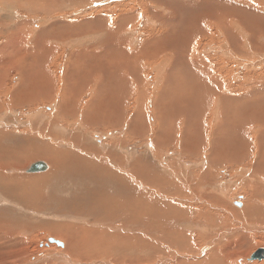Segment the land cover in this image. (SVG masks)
I'll return each mask as SVG.
<instances>
[{
  "label": "rangeland",
  "instance_id": "1",
  "mask_svg": "<svg viewBox=\"0 0 264 264\" xmlns=\"http://www.w3.org/2000/svg\"><path fill=\"white\" fill-rule=\"evenodd\" d=\"M58 1L60 5H62L64 1L65 3H69L68 7L64 9V12L63 10L61 11L55 10L53 7L50 8V4L48 2L42 3L40 0H12V2L11 0L8 1L0 0L1 3L0 5V76H3V81L0 80V82H2L0 84L4 86L3 88L0 89V97H2V99H4L6 102L11 101L12 103H10V105H13V107H15L16 106L15 104L17 103H15L14 98L11 97L12 93L8 94L7 92H10L11 88H12L11 91H13L18 87V82L20 80L19 79L20 73L22 74V78H23L22 81L24 80V72L18 67H30L31 69L30 74H28V70L25 68V73L27 74L26 80L27 79L29 80L30 77L34 81L36 80V82L39 83L41 82L42 69H39L37 67L40 66L48 67L52 72H56V73L60 72V76H63L62 78L68 77V72L72 67H82V66L91 67V63L88 62H85L87 66H84L83 63H80V65L75 66V64L73 63L74 57L78 58L77 55L75 56L76 54L75 50L66 47L62 51L61 48L63 46V43H59V41L55 38L54 31H52L51 36L49 35L46 36L47 32L51 31V28L49 29V26H51V24H53L56 20L58 21L57 23L66 20L62 18V16H65L66 13L68 14L77 10L80 11L82 9V8L80 9L81 7L80 5L82 4L84 5L85 3H87L88 6H83V5L82 6L84 8L89 7V10L83 13L86 16L88 14L91 16H102L104 14L106 15L107 13L108 14L111 13L112 10L115 13H118V11L121 9L123 12H126V14L128 13L132 16V23L130 29L135 30L134 33L136 34L135 35L134 33L129 34L132 36L133 39H131V42L129 43L130 45L128 43L126 45H123L122 46L123 50H121L119 48V45L121 43L120 40L124 41L125 39L124 36L123 37L121 36V32H124L125 29L114 31L111 27H109L110 26L109 23L108 26L105 25L106 24L105 21L108 20L107 18L95 22L94 25L95 28L91 30V34L95 36L96 45L100 46L101 50L100 51L97 50V52L90 51L89 54L92 53L94 55L96 54L98 56L101 55L102 57H104L108 54V52H110L111 55L114 53L113 57L114 58L116 57L117 64H121L122 62L123 63L118 67L102 66V67L91 68L93 71H95L96 76H94L93 79L90 81H85L88 83V88L84 85L85 88L82 89L80 93H82L85 96L86 92L90 91L89 96L90 94H92V92H95L94 94L96 95L98 94V95L95 97L88 96V98H85L86 100L84 99V96H80V98L78 97V100H80L82 103L84 114H79V112H77L78 110V108H76L77 101L75 100L73 102L74 95L71 98L68 97L69 105L71 106L69 110L70 112H68L69 115L63 112V109L60 106L61 103H59L61 101L60 100L61 96L60 97L57 96V98H59L58 101H56L57 98L55 100L53 97L52 98L50 97L49 99H46L48 100V102L45 103L48 104L45 105L44 103H41L40 100H37L35 102V105L39 103L40 105H43L40 107L38 106L39 107L38 110L40 109L41 112H42L41 109L44 108L43 114L47 115L52 112L53 114L51 115V119L41 113L40 115H37L34 118L37 109L35 112L32 110V112L34 113H30L28 119L29 122L33 123V128L31 129L29 128V126L32 125L22 123L17 127H15L16 125H12L11 127L16 128V129L15 128L11 129L13 132L7 131L9 130V127L2 126L5 123V121L0 120V124H1L0 134L2 135V137L4 136L3 138L0 139V164L3 165L4 167L12 166L13 159L15 158V156L17 159L24 161L25 158L28 156V154L33 151L31 148H33L34 146L36 147V145L39 146V149H41V147L46 145H52V144L58 145L62 147V149H64V150L61 149L60 151H66L65 149L70 150L72 152L74 151V154H76L79 157L77 158V156L70 153V156H67L65 157V159H63V161L66 162L67 167L66 164H64L63 177L60 180H54L46 184L37 185L38 192L37 191L34 192L35 194L34 196H36L35 198L37 199V202L35 203V205H32V207L29 204L30 206L25 208L23 206V202H20L19 201L20 199L17 197L14 198L15 200L9 201L8 198H6L7 200L3 201L2 196L5 195H3L0 192V198H2L0 199V203L2 202L0 204V221L2 222L1 226L5 224H7L6 227H8L9 225L13 226L12 229H9L8 233L6 234V237L8 239L11 237L12 239L13 237L20 236V238L22 237V239L27 241L26 242L27 245L23 244L22 247L21 245H18L16 243L11 244L12 247L9 249L0 247V253H4V252L7 253V251H12V252L14 251L13 253H18L21 252L20 250L31 251V252L29 251V255L27 256L20 258L12 257L9 258V260L7 259L6 261H1V262H4L5 264L7 263L26 264L25 261L27 262V264H32V263L33 264H44V263L68 264L67 261L63 262L64 259L62 257L65 255V252L61 248V246L59 247L58 245H55V243L51 244L49 242L50 239H56V237L59 236L58 233L47 230V227L45 225L48 224L53 225L52 227H56V226L67 227L68 225L69 229L83 227L86 230L95 229L96 232L104 231V233L107 232L106 234L107 236L111 237L112 240H110V242L115 241V238L117 236H119L121 239H125L126 236L130 235L134 237L133 239L134 241L138 240L137 237L139 238V240L142 239V242L144 244L143 246L138 245L136 243L131 244L130 241H128L126 243H130V244L125 243L121 245V248L126 250V252L123 250L119 254H116L114 253L116 251L113 252L112 250H110L108 251L110 257H108L107 254L104 255L93 254V255H88L89 257H87L86 255H83L86 253H83L84 251H82V253H80L81 254L80 258H75V260L82 258H86V259L91 258L92 264L102 260V258L106 260L109 259L108 261L112 264H153L154 260H155L154 263H156L163 259L166 262L163 261L162 264H175V263L177 264L179 262L184 261L185 259H186L185 261H187L188 263L193 262L198 264L200 262L199 260H203L207 258L209 255H214V254L217 255L218 257L220 256L219 258L224 259L225 262H228V260L236 261L239 258L241 259V257L245 258L248 256L250 258L251 256L250 254L255 252V250L257 251L258 248L264 247V230H263L264 229L263 227L264 226V214H263L264 192L262 193L259 192L256 195L257 198H259V195L261 194L260 198L258 200L257 199L255 200V203H258L257 206L259 208L258 213H255L254 211L253 213L255 214H253L252 216L251 213L250 216L252 217L250 218L245 213L239 212L241 209L244 208L246 203H248L249 201H251V203L254 202L253 197L255 196H251L256 193L253 192L254 186L262 187L263 185L261 182L262 177L254 173V170L256 171L260 164L257 163L252 168H249V163H248L249 161L247 160L248 161L247 162L245 160L246 158L241 157V155L238 154L237 158L234 157L236 159L231 158L234 159L232 163L228 161L229 163H226V165L222 164L223 166L217 167L216 165H220L217 163V156L219 155L218 152L220 151L218 147H220V145L215 140L214 142L209 143V145L212 144V146L211 145L206 146L208 142L211 141V138L207 140V138H202L201 134L200 137L196 140L197 142L196 145L200 147V148L198 147V150L196 152L198 156L188 155L186 153L188 149L186 150V146H185L187 143L186 137L187 136L191 137L190 134H192L193 139L194 137L197 138V131L196 129H194L196 127V124L192 122L191 128L189 129L186 120L188 118V110H190L191 108L193 111L195 110V105L197 103L196 101H198V98L197 99L195 98L194 93L193 94L186 93L187 95L186 97H188V99L186 100L187 103L186 102H184L185 104L179 103L180 90L182 89V87H179V85L181 82L177 84L176 79L171 76L179 68V67H172L173 64L179 61L178 59L180 57L182 58V55L183 57H185V59L179 61L178 64L179 65L186 64V67H180V70L183 69L185 70L187 74V78L190 76V78L187 79L188 84H193L194 81L200 82L201 80L200 77L201 75H199L198 67L190 66V63L188 64L186 63V59H190L191 55L193 62L191 63V65L192 64L196 65L202 62L200 63V66L203 67H205L203 62H208L209 64H213L214 67L215 66L218 67V65H216L215 63L217 62V59L218 60L220 59L221 60L220 64L223 63L224 64L223 66L226 68L225 76L229 75V77L227 78L228 80H226L225 78V81H226V85L230 88V92L224 93L228 96L227 98V96H224L221 89H218L214 86L211 94L209 90V86H207L205 83L206 81H201L202 83L201 82L199 83L200 87H202L205 90H208L209 96L211 97L210 100L212 102V107L210 108V110H203L206 118L212 116L216 112L215 109L222 110L223 105L221 104H224L225 106L223 110L227 111L228 103L224 102L226 101L225 100L226 98L229 99V101H231L233 99L237 100L240 97L242 98V102L240 104L245 105V107L242 110L243 113H241L242 116L244 117L246 116L244 122L247 123L246 121L250 120L249 123L250 125L247 126L248 128L247 136H249L247 138H250L252 135L250 139L253 140V138H255L253 137L254 136L253 134L256 133H260V137L264 138V124H263L264 121L261 122L260 120H257V118L259 117L260 119H263L262 116L264 114L262 113H264V109H263L264 102L262 104L263 112L256 105L258 99L260 100L264 99V92H263L264 82H262V80L257 81L256 79L250 78L253 75L254 76L258 75L260 78L264 80V6L262 7L254 6L251 3V0H239L243 3L247 1V4L249 2L250 5H252L251 7L249 4L248 5L245 4L246 2L244 3L245 7H248L245 8L244 11L245 13L247 9L248 12L245 13L246 15L248 16L255 15L261 19L263 23V25H260L262 27V29H260L262 32L261 35V33L259 34L257 32L258 29L257 27L255 29H252V27L249 28V24H245L244 27L238 21H237L238 23L232 21L230 23V25H232V27L230 26L231 28L229 27V25L228 27H226L228 23L225 20H223L228 16V15L225 16L226 12H224L225 13L224 14L222 13V11H220L221 15L220 14L218 15L219 18H223L222 20H219L218 18L216 19L214 16L209 17L206 15H203L202 18H198L199 13L200 14L206 13L207 11L206 8L211 7V9H213L215 7L214 5H211L209 3L199 2L200 0L199 1L198 0H107V1L106 0H96V1L75 0V2L72 3L71 1H66V0H58ZM98 1L99 2L103 1L102 5L94 6L95 3L96 4L99 3ZM224 1L228 2V0H224ZM262 1L264 3V0ZM90 2H91L90 4L91 6H89ZM220 2L221 3L218 4L222 6L227 5L225 2L222 1ZM229 2L230 3L232 2L237 5L236 0L235 1L229 0ZM190 3H192L193 5H191ZM75 6L78 8H76ZM98 7L100 8L98 9ZM249 8L250 10H252L251 12ZM51 9H53L52 11H54L53 12L54 16L51 14L52 12ZM105 9L106 11H104ZM92 10L94 11L92 12ZM96 10L97 11L101 10V11L97 13ZM79 11L76 14H73L74 15L73 17L79 15L81 16L82 14H79ZM62 12L65 15L60 14ZM94 12L97 14H94ZM237 13H239V15L236 14L234 15V17L240 20V17L244 15H242L240 12ZM230 15H232V13H230ZM123 16L124 15H121L120 17ZM80 18L84 20L83 16H81ZM103 20L104 23L103 25L100 26L101 21L103 22ZM147 20L148 21L151 20V23H149ZM206 20H208V22H205ZM51 21L54 22L50 23ZM223 25L226 26L223 27ZM157 29L160 31H157ZM45 30H47V32H44ZM195 30H199V32L196 33L197 31L194 32ZM251 31L259 34V36L253 35ZM152 32L156 33L154 34L156 38L153 36H147L150 33L152 34ZM228 33L229 35L224 36V34H228ZM65 38L66 37H64V39ZM74 39L77 40V38ZM117 39H119L118 44L116 42ZM37 41L42 43V46L44 47L43 49H38V48L36 49ZM59 44L61 45L60 47ZM48 45L54 47L56 51L55 52L56 57L59 59V61L62 59V62L57 61L58 64L55 63V65H52L55 57L53 56V51L48 49L47 47ZM115 46H117L116 47L117 49L115 48ZM83 48L84 47L76 48V51L80 53L82 52ZM37 50L39 52H41L42 50L39 56L43 64H41L40 62V66H38L36 64V61L34 60L36 57ZM230 50L232 52H230ZM16 52H18L20 55L17 56ZM229 53H231L232 55H230ZM229 56L232 57L230 58ZM22 57H23V61L22 63H19ZM79 58L82 57L79 56ZM125 58H126V62H125ZM212 58L215 60H213ZM168 59L170 61L167 62L166 67H162ZM223 60H225L226 62ZM69 63H70V67H67ZM107 63H111V62H107ZM15 67H17L18 69H16ZM238 67L240 68L238 69ZM236 69L238 70L236 71ZM106 70L108 71V74L104 72ZM115 72H117V74H120L122 77H124L125 78L124 81H119L117 78L115 83L110 82L111 84L108 86V88L105 89L104 83L102 82H104L105 77L106 80H108V78L112 79L113 73ZM99 74L101 75L100 76L101 78L98 77ZM244 76L249 77L247 78L248 81L244 79ZM45 77L46 80H48V77L47 76ZM220 80H221V85L222 84L225 85L222 79ZM207 84L210 85L211 82L207 81ZM218 85L220 86V84ZM50 86L51 85L47 86V90L50 88ZM66 86L67 84L63 86V88H66ZM74 87H75L74 85H69L68 89L66 88L65 90H67V93H70L69 89L70 88L72 89ZM212 87L213 85L211 86V89ZM7 88H10V90ZM63 88L61 86L60 88H58V90H63ZM258 88H262L263 89L262 92L257 91ZM26 89L29 95H31L34 92L31 91L29 88ZM35 90L38 91L40 89H35ZM2 93L4 94L6 93V94L3 95ZM109 93H111L110 96L111 99L113 100L112 104L114 105L113 106L114 109H112V106H110V103L107 100L109 98L107 97V94ZM25 95L26 97L29 96L28 94ZM212 98L214 99L212 100ZM2 99L0 98V104H3L4 102ZM51 99H54L55 101L53 104L50 101ZM203 99L205 98L200 99L199 104L202 101H206ZM50 105L52 108L50 107ZM1 106H3V108ZM4 106H6L5 103L4 105H0L1 108L0 119H2V117L4 116V112L5 113L10 112L8 110L4 111L5 110ZM20 107L21 110L19 108L18 109L21 113L23 112L24 109L28 111L31 110L30 107H29L30 109L21 105ZM118 107L119 110L123 109V116L120 115V122L117 124L116 122H114L116 119L113 118L114 120L113 119H111L112 121L109 120L107 114L116 110ZM254 108L256 109L258 108L259 110H256L255 113ZM176 109H178L179 112H176ZM182 109H184V111H181ZM88 111L89 112L91 111V113L98 111L96 115L98 117H103V118H96L97 119L96 120L94 117H92V121L83 122L85 116L87 117ZM206 111L208 113H206ZM223 112L220 113L218 111V114L220 116L215 114L216 121H214V123L218 127L220 123L222 125V122H224V114L222 115ZM8 113L6 116H9ZM113 113L114 112H112V116L114 117ZM116 113H120V111H117ZM30 115L33 116L31 117V119L33 120L30 119ZM254 115L256 116L254 117L255 119L253 118ZM16 116L26 119L28 115L26 114L20 115L19 113L18 115L17 114L10 115V117L18 118ZM42 119L44 120V122L41 121ZM220 120L222 122H220ZM168 121L170 122L168 123ZM91 122L94 123L97 122V123L94 124ZM241 123L242 122L240 118H237L235 121L236 124L235 128L238 130L234 131L236 133V136L238 134L237 137H239L240 135L239 133H242ZM24 125L25 127L23 129ZM18 127L21 128L22 132ZM176 127L178 130L176 129ZM5 128L6 130L4 131ZM141 129H142V133L144 131L143 134L139 132ZM167 129H169L168 130L169 132L167 131L168 133L166 132ZM61 130L67 131L66 132L67 134L65 133V137L67 139L70 138L71 143L75 144L74 146L72 145L74 148H71V144H68L65 138H61V139L58 138L61 136L62 133ZM135 130L138 131L136 132ZM154 131L155 133L153 135ZM177 132L179 133V136ZM169 133H171V135ZM155 134L159 136L156 137ZM230 134L233 135V132ZM153 136L155 138H153ZM242 137L245 138L243 133H242ZM258 137L256 138L258 139V141H260L261 138ZM63 139L64 141H62ZM251 140L249 141L250 145L253 144V141ZM29 142L30 144L32 142L34 144L30 145ZM262 143H264V140L260 141V147H261L260 150L264 152V147H263L264 144L262 145ZM155 144L157 145L155 146ZM80 149H84L87 151L84 150L81 151ZM1 152L3 154H1ZM97 152H102V155H100L99 157L96 156L98 154ZM81 153L82 155H80ZM83 154H85L84 157ZM86 156L87 159H85ZM206 156L207 158H205ZM72 157L74 158L73 160L71 159ZM110 158L112 160H110ZM126 158L128 161L126 160ZM240 159L243 160V163L241 164L236 163L237 160ZM33 160H35V162ZM38 160L39 161H37L36 157H34L30 161H27L24 164V166L20 167L17 170H14L12 168L7 169L9 176L10 174L11 175L14 174L15 175L14 178L15 177L25 178L26 176H29L30 174L27 173L26 170L30 168L32 164L36 163V161L46 162L40 159ZM89 162L91 165L85 166V164ZM140 162H142V164H149V168H144L142 171V174L145 177L144 181H146V183L142 181L143 182L142 186L138 182L139 179L134 178L131 175L132 169H135V171L139 170V168L133 166L137 165V163L140 165ZM213 163L215 165H212ZM104 166H107V168H104ZM101 167L103 168V170L101 169ZM114 171H116V173ZM117 172H119L120 174L119 173L117 174ZM121 176L122 178L125 179L124 183L119 181L121 179ZM8 180L10 179H7L6 176L5 178L3 176V178L0 179V190L1 189L4 190L9 195H11L10 193L12 192L20 193L22 190H24L19 187L12 188V185L10 183H5V181ZM27 181L28 180L25 179V183L22 180H19L18 182L21 185L23 184L28 185ZM131 181H134V183ZM127 187L129 189H127ZM150 187L152 188L155 187L154 191H151ZM166 189H169V191H171V194L169 193L168 195L164 194L163 190ZM193 190L194 192H192ZM95 195L97 197H95ZM105 195L114 198L116 200V203L117 202L122 203V201L129 203L128 200L130 201L136 200L137 204L135 205L134 209L137 210V212L139 211V214L135 217L136 214L135 210L131 209L130 211V209H125V211L122 212L123 214L118 212L117 214L116 210H114V211H110L112 213V215H110L106 206L103 205L104 202L102 201L101 198L102 196ZM83 196L85 197L87 196L88 198L90 197L88 202L90 205L87 206V208L86 207L83 208V210L85 211L84 214L86 215L84 214H81L82 216L73 215L72 209H74L75 206L80 207V205L77 204V200L81 202L83 200ZM8 197H12V196H8ZM143 198L146 199L144 200ZM96 200L99 201L96 202ZM5 203L7 205H5ZM17 203L18 205H15ZM97 203L99 204L97 205ZM127 203H125L124 205L126 206ZM148 203H152L153 205L150 206L148 205ZM139 205H141L140 207H143L144 210L138 207ZM118 206L123 207L122 204ZM194 207L198 208V211L196 212L201 213V218H199L200 214H198L199 216L197 215L196 219H194L195 214L193 215L189 214L187 211L183 209V208L194 209ZM102 208L104 209L105 212L103 211ZM110 208L113 209V207ZM93 212L98 214L95 215L93 214ZM142 215H145L144 217L147 220L142 219ZM90 216L91 217L93 216L92 219ZM117 218L118 220L115 221ZM132 218L133 220H131ZM151 221H154L153 223L155 226L153 227L149 226V223ZM59 222L62 223L60 224ZM81 224L84 226H81ZM175 229L176 231H179L178 233L181 234L186 233L189 235L194 234L197 236L195 240L192 239V241H189L190 244H193V246L191 245L188 246L187 250L189 252L186 251V247H185V252L181 248H178V245L174 244L173 240L170 239L171 238L170 233H173L171 231H174ZM132 231H134V233ZM167 231L170 232L168 233ZM246 238L248 241H250V244L249 242H247L249 245H247V243L245 242ZM31 239H37V242L32 243L30 242ZM259 239L260 241H258ZM61 240H64V238L60 239L59 241ZM195 242H197L198 244L196 245ZM244 242L246 244H244ZM228 243L230 244L228 245ZM129 247L131 249H129ZM128 249L130 250V252ZM211 249L213 250V252L211 251ZM215 250L216 252H214ZM111 251L113 252V255ZM226 251L228 254H226ZM126 254H128V256H126ZM232 255L234 256V260H232L233 258ZM139 256L142 257L143 260H134L135 262L132 261V258ZM92 257H96V258H92ZM227 257H229L230 259H228ZM13 258L15 259V261ZM159 258H163V259L158 260ZM81 261H85V260L83 259ZM75 262L77 264L86 263V262L82 263L79 261L78 262L75 261Z\"/></svg>",
  "mask_w": 264,
  "mask_h": 264
},
{
  "label": "bare ground",
  "instance_id": "2",
  "mask_svg": "<svg viewBox=\"0 0 264 264\" xmlns=\"http://www.w3.org/2000/svg\"><path fill=\"white\" fill-rule=\"evenodd\" d=\"M8 1V0H7ZM42 3H44V2H48L49 4H50V8L51 7H53L55 10H63V12H64V9L66 8V7H68V5H69V3H65V1L63 2V4L62 5H60L59 4V1L58 0H40ZM66 1H71V3L72 2H75V0H66ZM87 1V0H86ZM85 1V2H86ZM89 1V0H88ZM96 1V0H95ZM107 1V0H106ZM199 1V0H198ZM220 1H222V2H225L227 5L226 6H222V5H220V4H218V3H221ZM231 1V0H230ZM233 1H235V0H233ZM237 1V5L236 4H234V3H230L229 2V0H228V2L227 1H224V0H200L199 2H204V3H209V4H211V5H214L215 7L213 8V9H211V7L210 8H206L207 9V11H206V13L204 14V13H202V14H198V18H202V16L203 15H206V16H209V17H215L216 19L218 18L219 20H222L223 18H219V14H220V11H222V13H224V12H226V14H225V16L226 15H228L226 18H224L223 20H225L227 23H225V24H227V26L226 25H223V27H228V25H229V27L231 26L232 27V25H230V23L232 22V21H235V22H239V23H241V25L242 26H244L245 27V24H249V28H251L252 27V29H255L256 27L258 28L257 29V32L260 34L261 33V35H262V32H261V30L260 29H262V27L260 26V25H263V23H262V21H261V19L260 18H258L257 16H248V15H246L245 13H247L248 11H247V9H246V12L244 13V11H245V8H248V7H245V4H247V1H245L244 3L243 2H241V1H239V0H236ZM11 2H12V0H11ZM10 2V3H11ZM85 2H83V3H85ZM99 2V1H98ZM103 2V1H102ZM102 2H99L98 4H94V6L95 5H102ZM137 3V2H136ZM251 3L254 5V6H259V7H262V6H264V3H263V1L262 0H251ZM82 4V3H81ZM91 4V2L89 3V6H91L90 5ZM191 5H193L192 3H190ZM196 4V3H195ZM248 4L250 5V3L248 2ZM247 4V5H248ZM0 5H1V3H0ZM83 5V4H82ZM82 5H80L81 7H80V11L79 10H77V11H74V12H71V13H66V15L65 14H63V12L62 13H60V14H63V15H65V16H62V18H64V19H66L65 21H61V22H59V23H57L58 21L56 20L55 22L54 21H51L50 23H53V24H51V26H49V29L51 28V31L50 32H47V30H45L44 32H47V34L46 33H44V34H46V36H51V33H52V31H54V35H55V38L59 41V43H63V46H62V48H61V50L63 51V49H65L66 47H69V48H71V49H74L75 50V53L77 54L78 53V51H76V48H80V47H84L83 48V50H84V53H86L85 51L87 50V51H94V52H97V50L98 51H100L101 50V47L100 46H98V45H96V39H95V36L93 35V34H91V30H93L94 28H95V22H98V20H101V19H105V18H107L108 20L107 21H105L106 22V24L105 25H107L108 26V23H109V27H111L114 31H119L120 29H125V31L124 32H121V36L123 37H125V39H124V41L123 40H120L121 41V43H120V45H119V48L121 49V50H123V48H122V46L123 45H126L127 43L129 44L130 42H131V39H133L132 38V36L131 35H129V34H131V33H134L135 32V30H132V29H130V27H131V23H132V16L130 15V14H126V12H123L121 9V11L119 10L118 11V13H115L112 9V12L111 13H107L106 15L104 14V15H102V16H91V15H84L83 13L84 12H86L87 10H89V7H83V6H88V4L87 3H85L83 6ZM176 5V4H175ZM196 6V5H195ZM251 7H252V5H250ZM76 7V6H75ZM78 7H79V5H78ZM78 7H76V8H78ZM136 7V6H135ZM209 7V6H208ZM91 8V7H90ZM95 8V7H94ZM93 8V9H94ZM100 7H98V9H99ZM101 9H102V7H101ZM263 9V8H262ZM43 10H44V7H43ZM53 9H51V11H52ZM109 10V9H108ZM135 10V9H134ZM249 10H250V8H249ZM59 11V12H60ZM66 11V10H65ZM79 11V14H82L81 16H83V18H84V20L83 19H81L80 17V15L79 16H76V17H73L74 15L73 14H76L77 12ZM94 10H92V12H93ZM97 11V10H96ZM95 11V12H96ZM99 11H101V10H99ZM99 11H97V13L99 12ZM103 11V10H102ZM104 11H106V9L104 10ZM252 10H250V12H251ZM255 11H256V9H255ZM54 11H52L51 12V14L54 16V13H53ZM56 12V11H55ZM94 12V14H97V13H95ZM209 14H208V13ZM237 12H240L242 15H244V16H242V17H240V20H238V18H235L234 17V15H239V13H237ZM249 12V13H250ZM58 13V12H57ZM105 13V12H104ZM230 13H232V15H230ZM254 13V12H253ZM240 14V15H241ZM55 15H56V13H55ZM58 15V14H57ZM121 15H124L123 17H120ZM141 15V14H140ZM221 15V14H220ZM208 17V18H209ZM51 18H54V17H51ZM50 18V19H51ZM206 19V18H205ZM62 20V19H61ZM148 21V20H147ZM49 22V21H48ZM149 23H151V20H149L148 21ZM205 22H208V20H206ZM212 22V21H211ZM222 22V21H221ZM237 22V23H238ZM103 23H104V20H103V22L101 21V24H100V22H99V24H100V26L101 25H103ZM137 23V22H136ZM152 23H154V22H152ZM215 23V22H214ZM219 23V22H218ZM221 24V23H220ZM220 24H219V26H220ZM88 25V26H87ZM156 25V24H155ZM222 25V24H221ZM216 26V25H215ZM136 27H138V26H136ZM230 27V28H231ZM191 28V27H190ZM211 28V27H210ZM217 28V27H216ZM221 28V27H220ZM39 29V28H38ZM135 29V28H134ZM149 29V28H148ZM152 29V28H151ZM208 29V28H207ZM223 29V28H222ZM251 29V30H252ZM145 30V29H144ZM154 30H156V29H154ZM224 30V29H223ZM227 30H229V29H227ZM142 31V30H141ZM157 31H160V30H158L157 29ZM197 31V32H196ZM210 31V30H209ZM144 32V31H143ZM194 32H196V33H198L199 32V30H195ZM141 33V32H140ZM223 33V32H222ZM221 33V34H222ZM224 33H226V32H224ZM251 33L253 34V35H255V36H259V34H257V33H255V32H252L251 31ZM40 34H41V32H40ZM136 33H134V35H135ZM148 34V33H147ZM146 34V35H147ZM154 34H156L155 32H152V34L150 33L149 35H147V36H153V37H155V35ZM210 34V33H209ZM141 35V34H140ZM139 35V36H140ZM225 35H229V33L228 34H224V36ZM45 36V37H46ZM82 36V37H81ZM214 36V35H213ZM213 36H212V38H213ZM64 37H66L65 39H64ZM74 38H77V40H75ZM156 38V37H155ZM223 38V37H222ZM225 38V37H224ZM48 40V39H47ZM118 40L119 39H117L116 40V42H117V44H118ZM136 40V39H135ZM135 40H134V42H135ZM139 40V39H138ZM138 40H137V42H138ZM212 40V39H211ZM210 40V41H211ZM230 40V39H229ZM224 41V40H223ZM227 41V40H226ZM55 42H56V40H55ZM212 42V41H211ZM222 42V41H221ZM132 43H133V40H132ZM131 43V44H132ZM135 44V43H134ZM133 44V45H134ZM138 44V43H137ZM214 44V43H213ZM225 44V43H224ZM233 44V43H232ZM231 44V45H232ZM57 45V44H56ZM55 45V46H56ZM130 45V44H129ZM143 45V44H142ZM145 45V44H144ZM215 45V44H214ZM220 45V44H219ZM228 45H230V44H228ZM61 45L59 44V47H60ZM135 46V45H134ZM146 46V45H145ZM233 46V45H232ZM48 47V49L49 50H52L53 51V56L55 57V59L53 60V63H52V65H55V63L56 64H58V62H62V59L59 61V59L56 57V51H55V49H54V47H52L51 45H48L47 46ZM117 46H115V48H116ZM126 47V46H125ZM133 47V46H132ZM215 47V46H214ZM220 47V46H219ZM218 48V47H217ZM114 49V48H113ZM117 49V48H116ZM119 49V50H120ZM128 49V48H127ZM146 49V48H145ZM115 50V49H114ZM133 50V49H132ZM205 50V49H204ZM65 51H67V50H65ZM79 52H80V50H79ZM131 52V51H130ZM144 52V51H143ZM194 52V51H193ZM228 52V51H227ZM230 52H232L231 50H230ZM67 53H69V52H67ZM72 53V52H71ZM118 53V52H117ZM120 53V52H119ZM145 53V52H144ZM218 53V52H217ZM225 53V52H224ZM64 54V53H63ZM91 55L90 56H88V54L86 53V55H84L83 53H82V55H81V57L82 58H79V56H80V53L79 54H77V56H78V58H75L74 57V64H75V66H77V65H80V63H83L84 64V66H87L86 64H85V62H88V63H91V67H102V66H106V67H108V66H119V65H121V64H117V60H116V57L114 58L113 57V55H114V53L111 55L110 54V52H108V54L106 55V56H104V57H102L101 55L100 56H98V55H94V54H92V53H90ZM123 54V53H122ZM121 54V55H122ZM139 54V53H138ZM182 54V53H181ZM191 54H192V51H191ZM202 54V53H201ZM205 54V53H204ZM230 55H232L231 53H229ZM118 55V54H117ZM140 55V54H139ZM143 55V54H142ZM206 55H207V53H206ZM209 55H210V53H209ZM228 55V54H227ZM85 56V57H84ZM123 56V55H122ZM63 57V56H62ZM121 57V56H120ZM230 57V56H229ZM232 57V56H231ZM230 57V58H231ZM118 58V57H117ZM226 58V57H225ZM70 59V58H69ZM124 59V58H123ZM141 59V58H140ZM213 59V58H212ZM227 59H228V57H227ZM226 59V60H227ZM108 60H110V61H108ZM120 60V59H119ZM163 60V59H162ZM213 60H215V59H213ZM58 61V62H57ZM114 61V62H113ZM202 61V60H201ZM204 61V60H203ZM207 61V60H206ZM220 59L218 60L217 59V62L215 63L216 65H218V67H214L213 66V64H209L208 62H203L204 63V65H205V67H203V66H200V63H202V62H200V63H198V64H193L194 66H196V67H198V69H199V75H201L200 77H201V80H200V82L201 81H206L205 83H206V85L207 86H209V90H210V92H211V94H212V91H213V88H214V86L216 87V88H218V89H221L222 90V93L224 94V93H227V92H230V88L226 85V81H225V78H226V80H228L227 78L229 77V75H227V76H225V71H226V68L223 66L224 64L223 63H221L220 64ZM223 61H225V60H223ZM232 61V60H231ZM70 62H71V60H70ZM107 62H111V63H107ZM125 62H126V58H125ZM162 62V61H161ZM161 62H160V64H161ZM226 62V61H225ZM19 63H21V62H19ZM87 63V64H88ZM120 63V62H119ZM186 63L188 64V63H193L192 62V55H191V58L190 59H186ZM197 63V62H196ZM72 64V63H71ZM230 64V63H229ZM90 65V64H89ZM159 65V64H158ZM60 66V65H59ZM150 66V65H149ZM148 66V67H149ZM155 66V65H154ZM164 67H165V64L163 65ZM162 66V67H163ZM67 67H70V63L68 64V66ZM83 67V66H82ZM228 67V66H227ZM16 69H18V68H20L21 69V67H15ZM14 68V69H15ZM231 68V67H230ZM237 68V67H236ZM240 67H238V69H239ZM250 68V67H249ZM46 69H47V73L46 72H44V75L45 74H48L49 76H47L48 77V80H46V77H45V80L46 81H48L49 83H51V86H50V88L47 90V86L49 85V83H47V82H44V84H43V88L44 89H42V90H39V91H35L36 92V94H35V92L33 93V94H31V95H29V93H28V95H29V97L27 96L26 97V95L25 94H27V91L26 90H23V88H21L22 86H24V82L22 81V74L20 73V77H19V82H18V87L15 89V90H13V91H11L12 90V88H11V90H10V88H7V89H9L10 90V92H7V90H6V92L8 93V94H10V93H12V96L11 97H13L14 98V100H15V103H17V104H15L16 106L15 107H13V105H10V103H12L11 101H8V102H6L4 99H2V97H0L4 102H3V104H0V105H4V103L6 104V106H4V111H10L9 113L8 112H4V116L2 117V119H0L1 121H5V123L2 125V126H4V127H9V130H7V131H12L11 129L12 128H15V127H17L18 125H20V124H22V123H26V124H30V125H32V126H29V128L31 129V128H33V123H31V122H29L28 121V119H29V114L30 113H34L35 111H36V109H37V111H36V113H35V116H34V118L37 116V115H40V113L41 114H43V109H41L42 110V112L40 111V109L38 110V108L40 107V106H43V105H40V103L39 104H37V105H35V102L37 101V100H40L41 101V103H44V105L45 104H48V103H45V102H48V100H46V99H49L50 97L52 98H54L55 100H56V98H57V96H61V101L59 102V103H61V107H63L64 109H63V112H67L68 110H67V108L65 107V103H64V100L66 99V100H68L66 97L68 96L67 95V93H66V88H68L69 86L67 85L66 86V88H63V86H65L66 84H67V81H68V79L66 78H62L63 76H58L57 74H59V73H56V72H52V71H50V69L48 68V67H46ZM235 69V68H234ZM238 69H236V71L238 70ZM244 69V68H243ZM253 69V68H252ZM22 70V69H21ZM229 70H231V69H229ZM16 71V70H15ZM19 71V70H18ZM23 71V70H22ZM21 71V72H22ZM77 71V70H76ZM92 71V70H91ZM90 71V72H91ZM80 72V71H79ZM88 72V71H87ZM95 72V71H94ZM104 72H106L107 74H108V71L106 70V71H104ZM231 72V71H230ZM235 72V71H234ZM72 73H75V72H72ZM81 73H82V70H81ZM84 73V72H83ZM101 73V72H100ZM236 73V72H235ZM71 74V73H70ZM76 75H77V73H75ZM79 74V73H78ZM239 74V73H238ZM12 75V74H11ZM43 75V76H44ZM83 75V74H82ZM89 75H90V73H89ZM234 75V74H233ZM71 76V75H70ZM91 76V75H90ZM101 75L99 74L98 75V77L99 78H101L100 77ZM2 77V78H1ZM17 77V76H16ZM61 77V78H60ZM85 77H86V79L85 80H88V78H87V76L85 75ZM236 77V76H235ZM238 77V76H237ZM71 78V77H70ZM78 78H79V75H78ZM77 78V79H78ZM247 78H249L248 76H244V79H246L247 81H248V79ZM251 79H256L257 81H260V80H262V82H264V80L262 79V78H260L258 75H253V76H251L250 77ZM58 79V80H57ZM220 79H222V81L225 83V85H221V80ZM250 79V80H251ZM0 80L1 81H3V76H0ZM17 80V79H16ZM238 80V79H237ZM36 81V80H35ZM39 81V80H38ZM70 81V80H69ZM101 81V80H100ZM207 81H210L211 82V86L213 85V87H212V89H211V86L210 85H208L207 84ZM82 82V81H81ZM200 82H195L194 81V83L193 84H187V83H185V85H183V87H182V89H183V91H184V93H194L195 94V98L197 99L198 98V101H196L197 102V105H198V102L200 101V99H202V98H208V99H211V97L209 96V93H208V90H205V89H203L202 87H200L199 86V83ZM240 82V81H239ZM251 82V81H250ZM0 83H2V82H0ZM32 83V82H31ZM73 83V82H72ZM100 83V82H99ZM102 83H105V82H102ZM202 83V82H201ZM228 83V82H227ZM230 83V82H229ZM253 83V82H252ZM74 84V83H73ZM86 84H88V83H86ZM85 84V86H87ZM107 84V83H106ZM218 84H220V86L218 85ZM231 84H232V82H231ZM27 85V84H26ZM29 85H33V84H29ZM105 85V84H104ZM147 85V84H146ZM193 85V86H192ZM230 85V84H229ZM62 86V88H63V90H58V88H60ZM107 86V85H106ZM4 86L3 85H1L0 84V89L1 88H3ZM81 87H82V85H81ZM81 87H80V89H81ZM106 88V87H105ZM24 89H25V86H24ZM77 89H79V87H77ZM82 89H83V87H82ZM92 89V88H91ZM207 89H208V87H207ZM70 90H71V88H70ZM93 90V89H92ZM99 90V89H98ZM262 88H258L257 89V91H259V92H262ZM41 91V92H40ZM79 91V90H78ZM86 91V90H85ZM88 91V90H87ZM236 91V90H235ZM71 92H72V90H71ZM74 92V91H73ZM72 92V93H73ZM80 92H81V90H80ZM78 93V95L77 96H75L74 98H76V100L78 101V104L76 105V108H78V110H77V112H79V114H84V109H83V107H82V103H81V101L80 100H78V97L80 98V96H84L82 93ZM90 92V91H89ZM89 92H86V94H85V96H84V99L85 98H88V96H89ZM239 92V91H238ZM264 92V91H263ZM94 93L95 92H92V94H90V96L89 97H91V96H96V95H94ZM163 93V92H162ZM221 93V94H222ZM236 93V92H235ZM3 95H5L4 93H2ZM69 94V93H68ZM71 94V93H70ZM75 94V93H74ZM189 94V95H190ZM222 94V95H223ZM237 94V93H236ZM186 95V94H185ZM238 95V94H237ZM7 96V95H6ZM187 96V95H186ZM224 96H227L226 94H224ZM244 96V95H243ZM261 96H262V94H261ZM9 97V96H8ZM68 97H71V96H68ZM107 97H109L107 100L109 101V103H110V106H112V109H114L113 108V100L111 99V96L108 94L107 95ZM160 97V96H159ZM191 97V96H190ZM231 97V96H230ZM235 97V96H234ZM238 97V96H237ZM250 97V96H249ZM248 97V98H249ZM186 98V97H185ZM227 98H228V96H227ZM225 99L226 101H224V102H226V103H228V106H227V111H225V110H223L224 109V104H221V105H223V111L221 110V109H219V110H216L215 109V113L212 115V116H209V118L207 117L206 118V116H205V114H204V111L203 110H205V109H207L208 110V104L206 103V102H204L203 101V104H199L198 106L197 105H195V110L193 111L192 110V108L190 109V110H188V118H187V125H188V127H189V129L191 128V125H192V122H194L195 124H196V127L194 128V129H196V131H197V138L196 137H194V139H193V137H192V134H190L191 135V137H189V136H187L186 137V139H187V143H186V150H187V154L188 155H191V156H194V155H197V150H198V145H196L197 144V142H196V140L200 137V134H201V136H202V138H207V140H209L210 138H211V141L210 142H208V144L206 145V146H212V144H210L209 145V143H212V142H214L215 140L219 143V145H220V147H218L219 149H220V151L218 152V156H217V163L218 164H220V165H216L217 167H219V166H223L222 164H225L226 165V163H232L233 161H234V159H236L237 158V155L238 154H240L241 155V157H244V158H246L245 160L249 163V168H252L255 164H257V163H259L260 165L258 166V169L255 171L254 170V173L255 174H257L258 176H261L262 177V184L264 185V152H262L261 150H260V141L261 140H264V138H262V137H260V133H256V134H253L254 136L253 137H255V138H253V140H251L250 138L252 137V135H251V137L250 138H247V137H249V136H247V132H248V128H247V126H249L250 124V120H247L246 122L248 123H245L244 122V119H245V117L244 116H242V114L241 113H243L242 112V110H243V108L245 107V105L244 104H240L241 102H242V98H238L237 100H235V99H233V100H231V101H229V99ZM260 98V97H259ZM8 99V98H7ZM54 99H51L50 101L52 102V104L55 102L54 101ZM58 99L59 98H57V100L56 101H58ZM110 99V100H109ZM181 99V98H180ZM187 99H188V97H187ZM205 99H203V100H205ZM214 98H212V100H213ZM232 99V98H231ZM74 100V99H73ZM86 100V99H85ZM182 100H183V98H182ZM223 100V99H222ZM255 100V99H254ZM13 101V100H12ZM66 102V101H65ZM181 102V101H180ZM186 102V101H185ZM223 102V101H222ZM221 102V103H222ZM244 102V101H243ZM263 102H264V99L263 100H260V99H258L257 100V103H256V105H257V107L260 109V110H262V104H263ZM183 103V102H182ZM187 103V102H186ZM204 103H206V104H204ZM68 104V103H67ZM112 104V105H111ZM185 104V103H184ZM209 104H210V101H209ZM20 105L21 106H25V107H27L28 109H30L31 108V110L30 111H28V110H26V109H24L23 110V112L21 113L20 111H19V109L21 110V107H20ZM59 105V104H58ZM80 105H81V107H80ZM39 106V107H38ZM210 107H212V102H211V104L209 105ZM2 108H3V106H1ZM30 107V108H29ZM50 107H51V105H50ZM69 107V106H68ZM199 107V108H198ZM201 107V108H200ZM207 107V108H206ZM19 108V109H18ZM48 108V107H47ZM52 108V107H51ZM250 108H251V106H250ZM256 109V108H254L255 110H254V112L256 111V110H259V109ZM1 109V108H0ZM58 109V108H57ZM56 109V110H57ZM70 109V108H69ZM111 109V108H110ZM249 109V108H248ZM264 109V108H263ZM32 110L34 111V112H32ZM46 110V109H45ZM55 110V111H56ZM121 111H120V113H118L119 115H122L123 116V109H120ZM199 110V111H198ZM212 110V109H211ZM115 111H119V107L116 109V110H114L113 112H114V117L111 115V116H109V120H111V119H113V118H115L116 120L114 121V122H116L117 124L120 122V117H118L117 116V113H115ZM147 111V110H146ZM184 111V110H183ZM187 111V110H186ZM218 111L221 113V112H223L222 113V115L224 114V122H222L221 120H220V122H222V125H221V123H220V125H219V127L214 123V121H216V115H219L218 114ZM49 112V111H48ZM70 112V111H69ZM207 112V111H206ZM262 112H263V110H262ZM7 113H8V115L9 116H6L7 115ZM18 113L21 115H24V114H26V115H28L27 116V118L25 119V118H20L19 116H16V117H18V118H13V117H10V115L11 114H17L18 115ZM56 113V112H55ZM97 113H98V111H97ZM187 113V112H186ZM256 113V112H255ZM258 113V112H257ZM53 113H49V114H47V115H45V114H43V115H45V116H47L48 118H50L51 119V115H52ZM76 114H78V113H76ZM110 114H112V112L111 113H109L108 115H110ZM216 114V115H215ZM241 114V115H240ZM261 114V113H260ZM259 114V115H260ZM262 114H264V113H262ZM33 115V114H32ZM145 115V114H144ZM256 115V114H255ZM253 116V118L254 117H256V116ZM14 116V115H13ZM64 116V115H63ZM82 116V115H81ZM80 116V117H81ZM117 116V117H116ZM208 116V115H207ZM220 116V115H219ZM24 117V116H23ZM31 117H33V116H31L30 115V119H31ZM78 117V116H77ZM87 117H89L86 121H92V117H94L95 119L96 118H103V117H98L95 113H92V115L89 113V111H88V113H87ZM136 117V116H135ZM263 117V119H260V117L259 118H257V120H260L261 122L262 121H264V115L262 116ZM47 118V119H48ZM61 118V117H60ZM79 118V117H78ZM77 118V119H78ZM222 118V117H221ZM237 118H240V120H241V129H242V133H243V135L245 136V138L244 137H242V133H239L240 135H239V137H237L238 136V134H237V136H236V133L234 132V131H236V130H238V129H236L235 127H236V124H235V121H236V119ZM250 118V117H249ZM37 119H38V117H37ZM125 119H128V118H125ZM252 119V118H251ZM255 119V118H254ZM254 119H253V121H254ZM31 120H33V119H31ZM54 120V119H53ZM66 120V119H65ZM80 120H83V119H80ZM97 120V119H96ZM114 120V119H113ZM239 120V119H238ZM27 121V122H26ZM37 121V120H36ZM41 121H43L44 122V120L42 119ZM50 121V120H49ZM112 121V120H111ZM131 121V120H130ZM252 121V120H251ZM170 121H168V123H169ZM180 122V121H179ZM256 122V121H255ZM91 123H94V122H91ZM95 123H97V122H95ZM94 123V124H95ZM238 123V122H237ZM47 124V123H46ZM122 124V123H121ZM158 124V123H157ZM247 124V125H246ZM254 124V123H253ZM256 124V123H255ZM264 124V123H263ZM262 124V125H263ZM1 125V124H0ZM12 125H16L15 127H11ZM27 125V126H28ZM88 125V124H87ZM115 125V124H114ZM173 125V124H172ZM215 125V126H214ZM55 126V125H54ZM80 126V125H79ZM89 126V125H88ZM121 126V125H120ZM144 126V125H143ZM169 126V125H168ZM24 127H25V125L23 126V129H24ZM126 127V126H125ZM167 127V126H166ZM19 129H20V131H21V128L20 127H18ZM118 128V127H117ZM122 128V127H121ZM128 128V127H127ZM163 128V127H162ZM169 128H171V127H169ZM173 128V127H172ZM251 128V127H250ZM16 129V128H15ZM14 129V130H15ZM72 129V128H71ZM84 129V128H83ZM82 129V130H83ZM120 129V128H119ZM134 129V128H133ZM140 129V128H139ZM176 129H177V127H176ZM188 129V130H189ZM193 129V128H192ZM6 130V128L4 129V131ZM28 130V129H27ZM33 130V129H32ZM36 130V129H35ZM56 130V129H55ZM89 130V129H88ZM162 130V129H161ZM161 130H160V132H161ZM165 130V129H164ZM169 129H167L166 130V132L168 131ZM178 130V129H177ZM187 130V129H186ZM26 131V130H25ZM136 131V130H135ZM138 131V130H137ZM136 131V132H137ZM175 131V130H174ZM191 131V130H190ZM13 132V131H12ZM22 132V131H21ZM61 136L60 137H58L59 139H61V138H65V140H67L66 142L68 143V144H71V148H74L73 146L75 145V144H72L71 143V141H70V136L68 137L69 139H67L66 137H65V133L67 132L66 130H61ZM69 132V131H68ZM85 132V131H84ZM141 134H143L144 133V131H143V133H142V129L139 131ZM158 132H159V130H158ZM169 132V131H168ZM167 132V133H168ZM233 132V135L232 134H230V133H232ZM15 133V132H14ZM26 133V132H25ZM154 133H155V131L153 132V135H154ZM187 133V132H186ZM194 133H195V131H194ZM250 133V132H249ZM252 133V132H251ZM11 134V133H10ZM9 134V135H10ZM24 134V133H23ZM34 134V133H33ZM67 134V133H66ZM116 134V133H115ZM146 134V133H145ZM144 134V135H145ZM157 134V133H156ZM155 134V135H156ZM164 134H165V132H164ZM170 135H171V133H169ZM173 134V133H172ZM177 134H178V136H179V133L177 132ZM229 134H230V136H229ZM13 135V134H12ZM11 135V136H12ZM183 135H186V134H183ZM257 135V136H256ZM63 136V137H62ZM143 136V135H142ZM159 136V135H158ZM157 135H156V137H158ZM260 137L261 138V140L260 141H258V139L256 138V137ZM4 137V136H3ZM2 137V135L0 134V139L1 138H3ZM163 137V136H162ZM171 137V136H170ZM216 137H217V139H216ZM258 137V138H259ZM16 138V137H15ZM33 138H34V136H33ZM58 138H57V140H58ZM147 138V137H146ZM153 138H155L154 136H153ZM178 138V137H177ZM196 138V139H195ZM242 138H243V140H242ZM8 139V138H7ZM12 139V138H11ZM14 139V138H13ZM26 139V138H25ZM28 139V138H27ZM172 139H173V136H172ZM10 140V139H9ZM55 140V139H54ZM157 140V139H156ZM160 140V139H159ZM180 140V139H179ZM253 141V144L252 145H250V142L249 141ZM56 141V140H55ZM62 141H64V139L62 140ZM145 141V140H144ZM148 141V140H147ZM166 141V140H165ZM205 141V140H204ZM167 142V141H166ZM169 142V141H168ZM175 142H177V141H175ZM174 142V143H175ZM191 142V143H190ZM53 143V142H52ZM159 143V142H158ZM157 143V144H158ZM171 143V142H170ZM202 143H204V142H202ZM29 144H30V142H29ZM31 144H34L33 142L31 143ZM30 144V145H31ZM56 144H58V143H56ZM61 144V143H60ZM157 144H155V146L157 145ZM164 144V143H163ZM215 144V143H214ZM264 143H262V145H263ZM73 145V146H72ZM135 145V144H134ZM176 145V144H175ZM181 145V144H180ZM196 145V146H195ZM202 145V144H201ZM70 146V145H69ZM170 146H171V144H170ZM159 147V146H158ZM164 147V146H163ZM202 147V146H201ZM214 147V146H213ZM212 147V148H213ZM264 147V146H263ZM77 148V147H76ZM79 148H81V147H79ZM169 148V147H168ZM200 148V147H199ZM209 148V147H208ZM211 148V147H210ZM32 150V152L31 153H29L28 154V156L25 158V160L24 161H21V160H19V159H17L16 158V156L15 155H13V156H15V158L13 159V164H12V166H10V167H4L3 165H1L0 164V179H2L3 178V176H4V178H5V176L7 177V179H10V180H8V181H5V183H10L11 185H12V188H21V189H24V190H22L20 193H18V192H12V193H10L11 195H9V194H7L4 190H0V192L3 194V195H5V196H2V198H0V199H2L3 201H6L7 199L6 198H8V200L10 201V200H15L14 198H19L20 200V202H23V206L25 207V208H27V207H29L30 205H31V207H32V205H35V203L37 202V199L35 198L36 196H34L35 194H34V192L35 191H37L38 190V187H37V185H39V184H46V183H49V182H51V181H54V180H60L62 177H63V168H64V164H66V162H64L63 161V159H65V157H67V156H70V153L71 154H73V155H75V156H77L76 154H74V151L72 152V151H70V150H67V149H65L66 151H60L61 149H62V147H60V146H58V145H54V144H52V145H46V146H43V147H41V149H39V146H37L36 145V147L34 146L33 148H31ZM206 149H207V147H206ZM62 150H64V149H62ZM71 150H73V149H71ZM75 150V149H74ZM81 151L82 150H84V149H80ZM209 150V149H208ZM213 150V149H212ZM211 150V151H212ZM78 151V150H77ZM84 151H87V150H84ZM141 151V150H140ZM154 151V150H153ZM175 151V150H174ZM177 151V150H176ZM89 152V151H88ZM93 152H94V150H93ZM95 152H96V150H95ZM152 152V151H151ZM185 152V151H184ZM202 152H203V150H202ZM214 152V151H213ZM5 153V152H4ZM8 153V152H7ZM98 154L96 155V156H100V155H102V152H97ZM111 153H113V152H111ZM161 153V152H160ZM246 153H247V155H246ZM1 154H3L2 152H1ZM10 154V153H9ZM153 154V153H152ZM174 154V153H173ZM207 154V153H206ZM5 155V154H4ZM11 155H12V153H11ZM79 155V154H78ZM80 155H82V153L80 154ZM84 155L85 154H83V157H84ZM90 155V154H89ZM93 155V154H92ZM91 155V156H92ZM205 155V154H204ZM209 155V154H208ZM94 156V155H93ZM108 156V155H107ZM125 156V155H124ZM127 156V155H126ZM198 156V155H197ZM34 157H36V160L37 161H39L38 159H40V160H42V161H46V162H44L45 164H47V166H48V169L46 170V171H44V172H46V173H43V172H40V173H32V174H30L29 176H26L25 178H18V177H15L14 178V174L13 175H11L10 174V176H9V174H8V170L7 169H14V170H17V169H19L20 167H22V166H24V164L27 162V161H30L32 158H34ZM74 157V156H73ZM71 158L72 160L74 159V158ZM81 157V156H80ZM105 157V156H104ZM234 157H236V158H234ZM77 158H79L78 156H77ZM142 158V157H141ZM173 158V157H172ZM181 158V157H180ZM205 158H207V156L205 157ZM231 158H234V159H231ZM243 158V159H244ZM85 159H87V156H86V158ZM88 159H89V157H88ZM104 159V158H103ZM145 159V158H144ZM159 159V158H158ZM76 160V159H75ZM92 160V159H91ZM110 160H112L111 158H110ZM126 160H127V158H126ZM170 160V159H169ZM168 160V161H169ZM208 160V159H207ZM210 160V159H209ZM215 160V159H214ZM226 160H227V162H226ZM34 162H35V160H33ZM32 161V162H33ZM36 161V162H37ZM68 161V160H67ZM79 161V160H78ZM93 161V160H92ZM128 161V160H127ZM143 161V160H142ZM150 161V160H149ZM163 161V160H162ZM212 161V160H211ZM229 161V162H228ZM69 162V161H68ZM83 162V161H82ZM88 162V161H87ZM118 162V161H117ZM214 162V161H213ZM6 163V162H5ZM85 163V162H84ZM84 163H83V165H84ZM107 163V162H106ZM105 163V164H106ZM110 163H111V161H110ZM168 163V162H167ZM236 163H243V160H237V162ZM92 164H95V163H92ZM128 164V163H127ZM205 164V163H204ZM91 164H90V162L89 163H86L85 164V166H90ZM108 165V164H107ZM111 165V164H110ZM121 165V164H120ZM161 165V164H160ZM212 165H215L214 163L212 164ZM230 165V164H229ZM4 168H3V167ZM103 166V165H102ZM109 166V165H108ZM114 166V165H113ZM124 166V165H123ZM151 166V165H150ZM29 167V166H28ZM66 167H67V164H66ZM100 167V166H99ZM133 167H137V168H139V170H137V171H135V169H132V172H131V175L134 177V178H138L139 180H138V182L140 183V185L142 186L143 185V182L142 181H144L145 179V177H144V175L142 174V171H143V169L144 168H149V164H142V162H140V165L137 163V165H134ZM80 168V167H79ZM104 168H107V166H104ZM123 168V167H122ZM162 168V167H161ZM29 169V168H28ZM28 169L26 170V171H28ZM81 169V168H80ZM101 169L103 170V168L101 167ZM115 169H118V168H115ZM153 169V168H152ZM171 169V168H170ZM202 169V168H201ZM165 170V169H164ZM105 171V170H104ZM109 171V170H108ZM111 171V170H110ZM117 171V170H116ZM116 171H114L115 173H116ZM22 172V171H21ZM69 172H70V170H69ZM74 172V171H73ZM81 172V171H80ZM226 172V171H225ZM14 173H16V172H14ZM23 173V172H22ZM119 172H117V174H118ZM208 173V172H207ZM253 173V172H252ZM105 174V173H104ZM120 174V173H119ZM154 174H156V173H154ZM202 174V173H201ZM205 174V173H204ZM3 175V176H2ZM23 175H25V174H23ZM74 175V174H73ZM106 175V174H105ZM123 175H125V174H123ZM254 175V174H253ZM252 175V176H253ZM111 176V175H110ZM170 176V175H169ZM200 176V175H199ZM209 176V175H208ZM106 177H108V176H106ZM105 177V178H106ZM201 178V177H200ZM199 178V179H200ZM25 179H27L28 181H27V184L28 185H21L18 181L19 180H22L24 183H25ZM187 179V178H186ZM205 179V178H204ZM4 180V179H3ZM124 178H122V176H121V179L119 180L120 182H122V183H124ZM193 181V180H192ZM4 182V181H3ZM2 182V183H3ZM79 182V181H78ZM131 182H133L134 183V181H131ZM145 183H146V181H144ZM188 182V181H187ZM93 183V182H92ZM160 184V183H159ZM5 185V184H4ZM122 185V184H121ZM196 185V184H195ZM206 185V184H205ZM263 185H262V187H259V186H254V188H253V192H256L254 195H251V196H255V197H253V200H254V202H252L251 203V201H249L248 203H246V205L244 206V208L243 209H241L239 212L240 213H245L248 217H252L253 216V214H255V213H258V211H259V208L257 207L258 206V203H255V200L257 199H259L260 198V196H261V194L259 195V198H257V194L260 192V193H262V192H264V187H263ZM7 186V185H6ZM45 186V185H44ZM145 186V185H144ZM164 186V185H163ZM171 186H173V185H171ZM185 186V185H184ZM260 186H261V184H260ZM101 187V186H100ZM160 187V186H159ZM200 187V186H199ZM155 188V187H154ZM154 188H152V187H150V189H151V191H154ZM157 188V187H156ZM161 188V187H160ZM163 188V187H162ZM127 189H129L128 187H127ZM148 189V188H147ZM180 189V188H179ZM195 189V188H194ZM200 190V189H199ZM101 191V190H100ZM161 191V190H160ZM196 191V190H195ZM29 192H31V193H29ZM38 192V191H37ZM36 192V193H37ZM175 192H176V190H175ZM192 192H194V190L192 191ZM29 193V194H28ZM162 193V192H161ZM163 193L164 194H166V195H168V193L169 194H171V191H169V189H166V190H163ZM205 193V192H204ZM223 193H225V192H223ZM38 194V193H37ZM93 194V193H92ZM91 194V195H92ZM135 194H136V192H135ZM94 195V194H93ZM197 195V194H196ZM8 196H12V197H8ZM111 196V195H110ZM138 196H140V195H138ZM224 196V195H223ZM92 197H94V196H92ZM95 197H97L96 195H95ZM117 197V196H116ZM102 198V201L104 202V206H106V208H107V210L109 211V213H110V215H112V213L110 212V211H114V210H116V213L118 212V213H122V212H124L125 211V209H130V211H131V209L132 210H135L134 209V207H135V205L137 204V202H136V200H133V201H130V200H128L129 201V203H127V202H123L122 201V203H120V202H117L116 203V200L114 199V198H111V197H108L107 195H105V196H102L101 197ZM101 198H100V200H101ZM89 199H90V197L88 198L87 196L85 197V196H83V200L80 202L79 200H77V204L78 205H80V207L79 206H77V207H79V208H77L76 206H75V208L74 209H72L73 210V215H81V214H84V210H83V208L84 207H86L87 208V206H89L90 204L88 203L89 202ZM92 199V198H91ZM129 199V198H128ZM144 199V198H143ZM146 199V198H145ZM144 199V200H145ZM199 199V198H198ZM204 199V198H203ZM207 199V198H206ZM213 199H215V198H213ZM1 200V201H2ZM81 200V199H80ZM205 200V199H204ZM208 200V199H207ZM210 200H212V199H210ZM250 200V199H249ZM17 201V200H16ZM99 201V200H98ZM97 200H96V202H98ZM217 201V200H216ZM233 201V200H232ZM263 201H264V199H263ZM91 202V201H90ZM206 202V201H205ZM218 202V201H217ZM226 202V201H225ZM258 202V201H257ZM2 203V202H1ZM0 203V204H1ZM8 203V202H7ZM125 203H127L126 204V206L124 205ZM30 204V205H29ZM99 203H97V205H98ZM123 205V207H126V208H123V207H120V206H118V205ZM5 205H7L6 203H5ZM15 205H18V203L17 204H15ZM20 205V204H19ZM75 205V204H74ZM92 205V204H91ZM148 205H150V206H152L153 204L152 203H148ZM100 206V205H99ZM141 205H139L138 207H140ZM197 206V205H196ZM17 207V206H16ZM23 207V208H24ZM91 207V206H90ZM110 207H113V209H111ZM101 208V207H100ZM104 208V207H103ZM102 208V209H103ZM142 210H144V208L143 207H140ZM30 209V208H29ZM88 209H89V207H88ZM152 209V208H151ZM185 211H187L189 214H195L194 216V219H196V216L198 215V214H200V217L199 218H201V213H199V212H196V211H198V208H195L194 207V209H191V208H183ZM200 209V208H199ZM35 210H36V208H35ZM77 210V211H76ZM225 210V209H224ZM228 210V209H227ZM24 211V210H23ZM92 211V210H91ZM95 211V210H94ZM103 211H104V209H103ZM221 211V210H220ZM255 211V213H253ZM18 212H20V211H18ZM75 212H77V213H75ZM79 212V213H78ZM105 212V211H104ZM135 212H136V214H135V217L139 214V211L137 212V210H135ZM152 212V211H151ZM23 213V212H22ZM33 213V212H32ZM37 213V212H36ZM115 213V214H116ZM117 213V214H118ZM155 213V212H154ZM252 213V216H250V214ZM26 214V213H25ZM28 214V213H27ZM71 214V213H70ZM93 214H95V215H97L96 213H94L93 212ZM123 214V213H122ZM126 214V213H125ZM131 214V213H130ZM129 214V215H130ZM146 214V213H145ZM263 214H264V211H263ZM31 215V214H30ZM84 215H86V214H84ZM109 215V216H110ZM82 216V215H81ZM145 215H142V219H145V220H147L145 217H144ZM199 216V215H198ZM27 217V216H26ZM91 217V216H90ZM93 217V216H92ZM92 217H91V219H92ZM116 217V216H115ZM146 217H148V216H146ZM216 217V216H215ZM68 218V217H67ZM86 218H87V216H86ZM88 218H89V216H88ZM102 218V217H101ZM111 218V217H110ZM119 218V217H118ZM118 218L115 220V221H117L118 220ZM141 218V217H140ZM33 219V218H32ZM100 219V218H99ZM131 220H133V218L131 219ZM169 220V219H168ZM95 221V220H94ZM102 221V220H101ZM126 221V220H125ZM200 221V220H199ZM217 221V220H216ZM226 221V220H225ZM87 222V221H86ZM107 222V221H106ZM114 222V221H113ZM127 222V221H126ZM135 222V221H134ZM154 221H151L150 223H149V226L150 227H153V226H155L154 225V223H153ZM60 223V222H59ZM62 223V222H61ZM60 223V224H61ZM70 223V222H69ZM82 223H84V222H82ZM91 224V223H90ZM115 224H117V223H115ZM132 224V223H131ZM167 224V223H166ZM203 224V223H202ZM221 224V223H220ZM2 225V222L0 221V247H4V248H7V249H9V248H11L12 246H11V244H13V243H16V244H18V245H21V247L23 246V244H26V240H24V239H22V237L20 238V236L19 237H13L12 239H11V237L8 239L7 237H6V234L8 233V231H9V229H12L13 228V226H8V227H6V225L7 224H5V225H3V226H1ZM107 225V224H106ZM174 225V224H173ZM179 225V224H178ZM177 225V226H178ZM207 225H209V224H207ZM46 227H47V230L48 231H53V232H56V233H58V236L59 237H56V239H54L53 241H54V243H55V245H58L59 247L61 246V248L64 250V252H65V255L62 257L63 259H64V261L63 262H65V261H67V263L68 264H77L75 261H79V262H82V263H85V264H92L91 263V258H89V259H86V258H82V259H77V260H75V258H80V253H82V251H84L83 253H86V254H83V255H86L87 257H89L88 255H93V254H96V255H104V254H107V256L108 257H110L109 256V253H108V251H110V250H112L113 252L114 251H116V252H114V253H116V254H119L121 251H123L124 249H122L121 248V245H123V244H125L126 242H128V241H130V243L131 244H138V245H144L143 244V242H142V239L141 240H139V238L137 237V241H134L133 239H134V237H132V236H130V235H128V236H126V238L125 239H121L119 236H117L116 238H115V241H111L110 242V240H112L111 239V237H109V236H107L106 234H107V232H105L104 233V231H99V232H96V230L95 229H90V230H86L85 228H83V227H80V228H78L77 226H75V227H77V228H70L69 229V227H68V225H67V227H65V226H56V227H52L53 225H45ZM81 226H84V225H82L81 224ZM131 226H133V225H131ZM147 226V225H146ZM167 226V225H166ZM216 226H219V225H216ZM22 227V226H21ZM89 227V226H88ZM100 227H101V225H100ZM136 227H138V226H136ZM157 227V226H156ZM264 227V226H263ZM93 228V227H92ZM158 228V227H157ZM169 228V227H168ZM16 229V228H15ZM20 229V228H19ZM101 229V228H100ZM110 229V228H109ZM172 229V228H171ZM170 229V230H171ZM108 230V229H107ZM112 230V229H111ZM229 230V229H228ZM264 230V229H263ZM175 231V232H174ZM174 231H171V232H173V233H170V239H172L173 240V242H174V244H176V245H178V248H181L184 252H185V247H186V251L187 252H189L187 249H188V246H193V244H190V242L189 241H192V239H196L197 238V236L196 235H189V234H186V233H178L179 231H176V229L174 230ZM260 231H262V230H260ZM19 232V231H18ZM103 232V233H102ZM117 232V231H116ZM133 233H134V231H132ZM168 232V231H167ZM170 232V231H169ZM168 232V233H169ZM219 232V231H218ZM20 233V232H19ZM109 233V232H108ZM62 234H64V235H62ZM113 234V233H112ZM122 234H123V232H122ZM262 234V233H261ZM254 235V234H253ZM113 236V235H112ZM122 236V235H121ZM123 236H125V235H123ZM161 236V235H160ZM248 236V235H247ZM169 237V236H168ZM167 237V238H168ZM64 238V240H61V241H59L60 239H63ZM58 239V240H57ZM145 239V238H144ZM151 240V239H150ZM150 240H148V241H150ZM193 240V241H194ZM5 241V242H4ZM7 241H9V242H7ZM43 241V240H42ZM198 241V240H197ZM226 241V240H225ZM258 241H260V239L258 240ZM7 242V243H6ZM30 242H37V239H31V241ZM50 242V241H49ZM107 242V243H106ZM171 242V241H170ZM199 242V241H198ZM245 242L247 243V242H249V244H250V241H248L247 240V238H246V240H245ZM244 242V244H246ZM51 243V242H50ZM130 243H126V244H130ZM172 243V242H171ZM200 243H201V241H200ZM52 244V243H51ZM151 244H152V242H151ZM195 244L197 245L198 243L197 242H195ZM230 243H228V245H229ZM236 244V243H235ZM248 243H247V245H249ZM27 245V244H26ZM114 245H116V246H114ZM157 245V244H156ZM16 246V245H15ZM40 246V245H39ZM132 246V245H131ZM158 246V245H157ZM224 246V245H223ZM19 247V246H18ZM20 247V248H21ZM126 247V246H125ZM124 247V248H125ZM154 247V246H153ZM175 247V246H174ZM235 247V246H234ZM19 248V249H20ZM30 248V247H29ZM128 248V247H127ZM126 248V249H127ZM190 248V247H189ZM195 248H197V247H195ZM129 249H131L130 247H129ZM128 249V250H129ZM155 249V248H154ZM162 249V248H161ZM218 249V248H217ZM170 250V249H169ZM191 250V249H190ZM21 252H18V253H13L12 251H7V253L6 252H4V253H0V264H3L4 262H1V261H6L7 259L9 260V258H12V257H18V258H20V257H24V256H27V255H29V251L28 250H20ZM111 251V252H112ZM125 252H126V250H124ZM132 251V250H131ZM145 251V250H144ZM148 251V250H147ZM150 251V250H149ZM167 251V250H166ZM165 251V252H166ZM173 251V250H172ZM193 251V250H192ZM211 251L213 252V250L211 249ZM210 251V252H211ZM254 251V250H253ZM258 251H264V247H260V248H258L257 249V251L255 250V252H258ZM16 252V251H15ZM31 252V251H30ZM113 252H112V255H113ZM129 252H130V250H129ZM133 252V251H132ZM137 252H138V250H137ZM136 252V253H137ZM211 252V253H212ZM214 252H216V250L214 251ZM220 252H221V250H220ZM255 252H253L252 254H250L251 256H250V258L247 256V257H245V258H243V257H241V259L239 258V259H237L236 261L234 260V256H233V258H232V260H234V261H229L228 259H230L229 257H227L226 259L228 260V262H225L224 261V259H220L217 255H209L207 258H205V259H203V260H199L200 262L198 263V264H264V254H261V256L262 257H253V255H254V253ZM136 253H135V255H136ZM141 253H143V252H141ZM157 253H159V252H157ZM156 253V254H157ZM192 253V252H191ZM190 253V254H191ZM196 253V252H195ZM125 254V253H124ZM154 254V253H153ZM152 254V255H153ZM155 254V255H156ZM226 254H228L227 253V251H226ZM240 254V253H239ZM38 255V254H37ZM131 255V254H130ZM140 255H142V254H140ZM208 255V254H207ZM218 255H219V253H218ZM46 256V255H45ZM106 256V257H107ZM115 256V255H114ZM126 256H128V254H126ZM150 256V255H149ZM166 256V255H165ZM172 256V255H171ZM227 256H229V255H227ZM38 257V256H37ZM41 257H42V255H41ZM56 257H58V256H56ZM105 257V258H106ZM160 257V256H159ZM164 257V256H163ZM176 257V256H175ZM223 257V256H222ZM13 258V259H14ZM32 258V257H31ZM36 258V257H35ZM92 258H96V257H92ZM168 258V257H167ZM224 258V257H223ZM85 260V261H81V260ZM129 259V258H128ZM161 259H163V258H159L158 260H161ZM169 259V258H168ZM173 259H174V257H173ZM185 259V258H184ZM41 260V259H40ZM43 260V259H42ZM44 260H46V259H44ZM53 260V259H52ZM90 260V261H89ZM109 259H103L102 258V260H100V261H97V262H95L94 264H112V263H110L109 261H108ZM115 260V259H114ZM127 260V259H126ZM134 260H143L142 259V257H134V258H132V261H134ZM180 260V259H179ZM186 260V259H185ZM182 261V262H179V263H181V264H197V263H193V262H191V263H188L187 261ZM14 261H15V259H14ZM17 261V260H16ZM31 261V260H30ZM39 261V260H38ZM149 261H150V259H149ZM163 261H165L164 259L163 260H161V261H158V262H156V263H154L155 262V260L153 261V264H162L163 263ZM24 262V261H23ZM29 262V261H28ZM125 262V261H124ZM128 262V261H127ZM135 262V261H134ZM166 262V261H165ZM9 263H10V261H9ZM20 263V262H19ZM25 263L27 264V262L25 261ZM152 263V262H151ZM175 263V262H174ZM179 263H177V264H179ZM5 264V263H4ZM8 264V263H7ZM33 264V263H32ZM45 264V263H44ZM81 264V263H80ZM176 264V263H175Z\"/></svg>",
  "mask_w": 264,
  "mask_h": 264
},
{
  "label": "crops",
  "instance_id": "3",
  "mask_svg": "<svg viewBox=\"0 0 264 264\" xmlns=\"http://www.w3.org/2000/svg\"><path fill=\"white\" fill-rule=\"evenodd\" d=\"M43 49L44 47L42 46V43H40V42H38L37 41V47H36V49ZM41 52H42V50H41ZM41 52H39L38 50H37V53H36V57H35V61H36V64L38 65V66H40V62H41V64H43L42 63V61H41V59H40V56H39V54L41 53ZM87 54H88V56H90L91 54H89V52L90 51H85ZM82 53L84 54V55H86V53H84V50H82V52H80V56L82 55ZM77 54H79V53H77ZM77 54H75V56L77 55ZM16 55L17 56H19L20 54L18 53V52H16ZM85 57V56H84ZM183 59H185V57H183V55H182V58L180 57L178 60L179 61H181V60H183ZM22 61H23V57H22V59H21V63H22ZM170 60L168 59L167 61H166V63H164L165 64V67H166V64H167V62H169ZM179 61H177L176 63H174L173 64V66L172 67H179L178 68V70H176L171 76L172 77H174L175 79H176V83L178 84L179 82H181L180 83V85H179V87H183V85H185V83H187V79H189L190 78V76L187 78V74H186V72H185V70L183 69V70H180V67H186V64H183V65H179L178 63H179ZM74 63V62H73ZM190 66H194L193 64L191 65V63H190ZM164 67V66H163ZM196 67V66H195ZM25 68L28 70V74H30V71H31V69H30V67H21V69L23 70V72H24V80H23V82H24V86H25V89H24V86H22L21 88H23L24 90H26L27 91V89L26 88H29L31 91H36L35 89H40V90H42V89H44L42 86H43V84H44V82H47V83H49L48 81H46L45 80V76H49L48 74H45L44 75V72H46L47 73V69H46V67H37V68H39V69H42V72H41V82L39 83V82H36V81H34L32 78H30L29 77V80L27 79L26 80V73H25ZM92 67H72L70 70H69V72H68V77H67V79H68V81H67V85L69 86V85H74L75 87L74 88H72L71 90H72V92H71V90L69 89V91H70V93L68 94L67 93V90H66V93H67V95L69 96H73L74 95V97L75 96H77L78 95V93L80 92V90L82 91V87H83V89L85 88L84 87V85L87 83V82H85V81H90V80H92L93 79V77L94 76H96V74H95V72L91 69ZM96 68V67H95ZM77 70V71H76ZM81 70H82V73H81ZM92 70V71H91ZM80 71V72H79ZM88 71V72H87ZM91 71V72H90ZM72 72H75V73H77V75L75 74V73H72ZM84 72V73H83ZM71 73V74H70ZM79 73V74H78ZM89 73H90V75H89ZM83 74V75H82ZM44 75V76H43ZM58 75H60V72H59V74ZM71 75V76H70ZM78 75H79V78H78ZM85 75L87 76V78L89 77V79L88 80H85L86 79V77H85ZM71 77V78H70ZM65 79H66V77H64ZM78 78V79H77ZM107 78H108V76H107ZM117 78H118V80L119 81H124V77H122L120 74H117V72H115V73H113V78L112 79H109L108 78V80H106V77H105V79H104V87H106V88H108V86L111 84V83H115L116 82V80H117ZM70 80V81H69ZM106 80V81H105ZM82 81V82H81ZM32 82V83H31ZM74 84H73V83ZM111 82V83H110ZM131 82H132V80H131ZM107 83V84H106ZM175 83V84H176ZM27 84V85H26ZM29 84H33V85H29ZM188 84V83H187ZM49 85H51V83H49ZM81 85H82V87H81ZM87 86V88H88V84H86ZM107 85V86H106ZM77 87H79V89H77ZM80 87H81V89H80ZM105 88V89H106ZM28 89V90H29ZM68 89V88H67ZM79 90V91H78ZM39 91V90H38ZM119 91V90H118ZM33 92V93H34ZM37 92V91H36ZM36 92H35V94H36ZM78 92V93H77ZM32 93V94H33ZM75 93V94H74ZM112 93V92H111ZM111 93H109V95L111 94ZM119 93V92H118ZM28 94V93H27ZM186 94V93H185ZM184 94V91H183V89H181L180 90V97H179V103H184L186 100H187V97H186V95ZM94 95H96V94H94ZM98 95V94H97ZM96 95V96H97ZM108 95V94H107ZM68 96L66 97L68 100H64V103L66 104L65 105V107H67V114H68V112H69V108H71V106L69 105V98H68ZM29 97V96H28ZM70 97V98H71ZM186 97V98H185ZM181 98V99H180ZM182 98H183V100H182ZM76 100V98H74V100H73V102ZM206 101H204V102H206L208 105V110H210V104H209V101H210V103H211V100L210 99H208V98H206L205 99ZM66 101V102H65ZM77 101V100H76ZM181 101V102H180ZM68 103V104H67ZM206 103H204V104H206ZM74 104H76V103H74ZM77 104H78V101H77ZM201 104H203V101L200 103V105ZM112 105V104H111ZM163 105V104H162ZM196 105H197V103H196ZM198 105H199V102H198ZM197 105V106H198ZM69 106V107H68ZM176 108V107H175ZM174 108V109H175ZM207 108V107H206ZM62 109H64L63 107H62ZM180 110V109H179ZM184 109H182L181 111H183ZM205 110H207V109H205ZM119 111H121V110H119ZM199 111V110H198ZM113 112V111H112ZM117 111H115V113H116ZM176 112H179L178 111V109H176ZM53 113V112H52ZM89 113H91V111L89 112ZM95 114H97V111H95L94 112ZM206 113H208V112H206ZM92 114V113H91ZM114 114V113H113ZM69 115V114H68ZM108 115V114H107ZM112 115V114H111ZM111 115H108L107 117H109V116H111ZM105 116V115H104ZM117 116L118 117H120V115L117 113ZM89 117H86L85 116V118H84V120H83V122H87L86 120L88 119ZM110 119V118H109ZM89 122V121H88Z\"/></svg>",
  "mask_w": 264,
  "mask_h": 264
},
{
  "label": "water",
  "instance_id": "4",
  "mask_svg": "<svg viewBox=\"0 0 264 264\" xmlns=\"http://www.w3.org/2000/svg\"><path fill=\"white\" fill-rule=\"evenodd\" d=\"M48 169L47 164H45L44 162H36L34 164L31 165V167L28 169L27 173L32 174V173H40V172H44ZM54 239H50L51 243H54L53 241ZM261 254H264V251H258L256 252L253 257H262Z\"/></svg>",
  "mask_w": 264,
  "mask_h": 264
}]
</instances>
